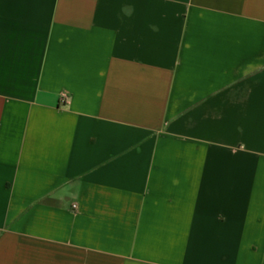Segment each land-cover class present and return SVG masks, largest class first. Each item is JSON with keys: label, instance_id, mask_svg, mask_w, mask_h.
Listing matches in <instances>:
<instances>
[{"label": "crops", "instance_id": "0c3cea01", "mask_svg": "<svg viewBox=\"0 0 264 264\" xmlns=\"http://www.w3.org/2000/svg\"><path fill=\"white\" fill-rule=\"evenodd\" d=\"M0 264H264V0H0Z\"/></svg>", "mask_w": 264, "mask_h": 264}, {"label": "built area", "instance_id": "2783aa9c", "mask_svg": "<svg viewBox=\"0 0 264 264\" xmlns=\"http://www.w3.org/2000/svg\"><path fill=\"white\" fill-rule=\"evenodd\" d=\"M63 102L67 103V102H68V97L65 96V97L63 98Z\"/></svg>", "mask_w": 264, "mask_h": 264}]
</instances>
